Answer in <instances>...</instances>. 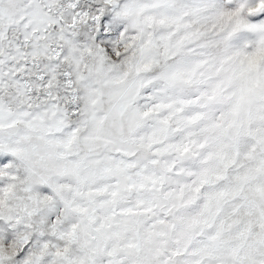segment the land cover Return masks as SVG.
I'll list each match as a JSON object with an SVG mask.
<instances>
[{"label": "snow or ice", "instance_id": "6c2138e0", "mask_svg": "<svg viewBox=\"0 0 264 264\" xmlns=\"http://www.w3.org/2000/svg\"><path fill=\"white\" fill-rule=\"evenodd\" d=\"M0 264H264V0H0Z\"/></svg>", "mask_w": 264, "mask_h": 264}]
</instances>
